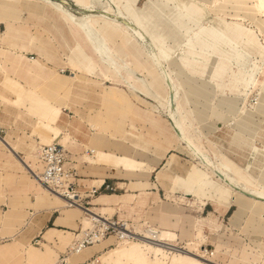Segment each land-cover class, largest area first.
Instances as JSON below:
<instances>
[{"label":"rangeland","instance_id":"374dc122","mask_svg":"<svg viewBox=\"0 0 264 264\" xmlns=\"http://www.w3.org/2000/svg\"><path fill=\"white\" fill-rule=\"evenodd\" d=\"M26 1L41 3L28 7L40 10L39 14L44 17L45 21L37 20L39 29L45 27L46 35L56 39L60 34L70 39L68 46L59 47V58L65 69L58 68L61 65H51L48 59L45 62L35 55L28 56L39 60L48 69L45 75L50 74L52 79L59 81L63 75L70 77L73 81L71 92H54L52 83L46 79V85L33 93L45 96L47 110H54L51 115L57 114V109H63L59 124L70 128L73 135L86 138L87 134H93L91 143L83 144L77 152L78 160L72 161L77 169V179L82 178L80 164L92 163L93 158H98L94 163L114 167L116 173L112 177L124 180L122 185L114 183L117 178L106 180L116 187V192L102 191L95 196H112L118 206L114 209L108 205L107 210L97 214L127 223L130 229L140 232L136 240L128 243H121L113 235L105 238L95 246L100 247L107 241L106 247L90 259H98V264H264V202L254 203L253 198L239 194L233 197L229 190H224L227 185L219 176L201 165L199 159L185 148L166 116L167 89L153 65L149 47L124 30L122 25L117 24L116 28L109 21L93 19L108 39V47L135 71L131 78L127 69L117 71L97 58L80 32L69 34L67 17L48 4L36 0H0V21L13 20L18 15L21 21L17 22L22 29L25 24L22 5ZM67 1L71 13L82 19L87 6L83 3L85 0ZM106 1L95 0L90 5L96 7L94 13L104 10L105 5L117 8L130 17L152 42V50L159 55L164 69L174 80L181 103L180 114L186 118L190 135L201 151L232 178L238 174L248 178L257 188L264 189V175L259 179L264 169V0ZM46 5L57 13L48 10ZM59 16L68 28L62 26ZM13 21L0 34V42L20 49L15 46L17 40L12 39L14 37L9 39ZM38 28L32 27V33ZM13 36H22L21 30ZM71 45L77 48V52H73V47L70 50ZM56 46H59L57 40ZM22 56L18 66L23 62ZM4 60L0 54L2 68H5ZM74 62L81 69H71ZM20 69L22 74L29 73L32 77L39 68L21 66ZM3 78L10 79L6 73ZM35 81L38 80L30 79L29 84ZM1 91L6 92L5 95ZM17 93L20 91L6 89V86L0 90V97L8 102L0 99L6 113L15 114L9 110H16V116L0 118V125L5 127L1 134L9 131L16 138L32 134L36 122V117L29 116L35 109L33 102H20ZM14 97L12 102L10 98ZM6 104L10 108L5 107ZM40 127L45 128L44 124ZM33 134L39 142V135ZM56 141L58 138L53 140ZM49 143L51 141L38 146ZM222 156L227 160L224 161ZM165 166L172 178L165 186H160L157 173ZM36 184L42 191L39 200L54 199ZM151 187L157 192L155 198ZM83 190L81 187L78 204L93 208L91 204H85L89 199H83ZM63 205L66 204L61 202L60 206ZM122 206H126L124 218L115 214ZM230 207L228 214L221 215ZM65 208L78 215L84 229L90 227L84 219L88 215L81 208ZM230 217L231 223L235 224L232 228ZM83 228L77 232L80 234ZM148 228H158L162 233L163 239L147 237L146 240L158 248L141 242H145ZM35 241L31 239V244L39 247L40 239ZM3 242L7 243L6 240ZM12 243L0 244V264H18L28 254L24 252V255L23 248H20L9 258L13 250L17 251L15 241ZM167 244L174 247L170 249ZM93 246L87 245V248ZM185 250L196 254L197 261L185 256L189 254ZM93 251L94 248L90 253ZM56 260L57 256L45 264ZM88 261L86 258L79 263L87 264ZM26 264L36 262L27 260Z\"/></svg>","mask_w":264,"mask_h":264},{"label":"crops","instance_id":"0c3cea01","mask_svg":"<svg viewBox=\"0 0 264 264\" xmlns=\"http://www.w3.org/2000/svg\"><path fill=\"white\" fill-rule=\"evenodd\" d=\"M87 2L88 1L85 0L83 3L87 6L90 5V3ZM35 3L36 2L34 1L23 2L22 6L25 12L23 15V20L25 21V24L23 25L24 27L22 29L19 28V23L17 22L21 21V18L19 19L18 15L17 17L13 18L14 21L12 23V29L9 32V39L14 37L12 39L17 40V44H15V46H18V48L21 50H6L7 57H5L4 60L5 68L0 67V90L2 86H6V89L12 88L13 90L20 91V93H17L19 98H21L19 101H29V103L33 102L35 109L32 110V112L29 111V116L36 117L32 134H27L22 137L18 136L16 138L13 134L9 133V131L6 132L5 135H2L1 133L4 132L5 127L0 125V244H13L12 242L15 241L14 249H17L19 246V248L24 247L23 245L21 246L20 241L29 242V249L25 251L26 248L24 247L21 250L24 255L26 252L28 253H26L27 257L25 256V258H22V261L20 259L18 264H26L27 260L35 261L36 264H45L56 256L58 258L63 253L62 249L66 245L72 244L75 238L79 236V234L77 235L76 232L80 228H83L82 223H80L81 221L78 220V215H75L72 209H63L64 206L58 205L54 199H38V197L42 194V191L32 180L33 173H40L43 170L42 164L34 157V152L36 148L39 147L38 144H42V142L47 143L48 141L53 142L55 138H58V141L56 142L65 148L68 158L71 161H75L78 160L76 157L77 152L81 150L83 144L91 143L90 139L93 135L87 134L86 138H84V135L83 137L81 135H77V137L73 135L70 128L63 127L59 124V119L63 114V109H57V114L51 115V112L54 110H47V100L45 96L40 93H38V95L33 93L37 91V88L46 85L45 72L42 74V76L35 75L31 77L29 73L22 74L20 71L21 66L27 68H41L39 65L34 64L30 60L31 58L28 56L30 54L37 56L42 61L48 59L51 65L55 64L57 67L61 65L58 68L65 69L64 63H62L59 58V47H62V45L68 46L70 39L65 38L63 34H60L59 38L56 39L54 36L46 35L47 30H45V27L42 28L41 26V29L38 28L39 23L37 24V20L41 19L40 21H43L44 17L39 14L40 10L28 9L30 5ZM46 8L51 12L57 13L47 5ZM60 22H62V26L67 27L62 18L60 19ZM32 27L38 28L35 33H32ZM4 30L5 24L3 20L0 21V34L3 33ZM20 30L22 36H13V33H16ZM68 31L70 34L71 31L69 28ZM56 40L59 46H56ZM3 45L5 46L6 44L0 42V47ZM72 47L73 52H77V48H75L74 45L70 46V50ZM0 52H2L1 49ZM20 55H24L29 60L26 59L27 61L25 60L23 62L21 60L22 63H20L21 65L19 64L18 66ZM34 58L35 57H33V59ZM76 67L81 69V66L77 64V62L72 63L71 69ZM5 73L10 79L3 78ZM30 79L38 81H35L30 85ZM1 92L3 94L6 93L3 91ZM0 99L3 102H7L1 97ZM14 99L15 97L10 98L12 102L15 101ZM5 107L10 108V105ZM9 111L15 112V114L6 113V108H4V105L0 103V118L16 116V110L10 109ZM40 124H44L45 128L40 127ZM75 130L80 133L78 129ZM33 133L39 135V142L36 141V137L34 138ZM83 140L87 141V143H84ZM86 150H88V148ZM96 159L98 158H93L94 161H92V163L89 161L88 163L84 162L80 164L82 178L77 179V182L79 185L83 186L84 189L99 187L106 180H115L117 178V182L113 181L116 185H120V183L124 181H122L121 177H112L113 174L116 173V169L114 167L106 163H94ZM114 170L115 172H113ZM263 175L264 172L261 173L259 179L263 177ZM100 180H102L101 183H99ZM122 184L123 183H121V185ZM150 190L155 198V194H157V192L154 191V187H151ZM32 197L34 198L33 200H31ZM114 200L116 199H114L112 196L100 194L99 196H94L92 199H90L89 204H91V206L97 212L103 213V211L108 209V205L114 206V209L116 206H118V202ZM232 207H230L225 213L221 215L224 216L228 214ZM125 212L126 206H122L117 209L115 214H118L120 217L123 216L122 218H124ZM234 212L235 211H233L232 214ZM231 217L230 224L232 228L235 226V224L231 223ZM49 223H52V226H50ZM76 226L78 227L76 228ZM70 232L74 234H71ZM63 233L68 234L64 235ZM38 238L40 239V248L31 244V239L35 241V239ZM4 240H6L7 243H4ZM106 242L107 241L102 243L100 247L95 246H99L100 242L95 244L92 247L95 249L93 253L91 252L92 254L90 253L92 248H89L84 251L85 253L83 252L84 254L81 253V255H77L71 261L75 263L84 261L86 258L90 259L93 254L100 252L106 247ZM56 245L58 246V249L56 248ZM78 256L80 257L77 260Z\"/></svg>","mask_w":264,"mask_h":264},{"label":"bare ground","instance_id":"6f19581e","mask_svg":"<svg viewBox=\"0 0 264 264\" xmlns=\"http://www.w3.org/2000/svg\"><path fill=\"white\" fill-rule=\"evenodd\" d=\"M36 1H40L43 2L45 4H48L49 6H51L53 9H55L57 12L65 15L67 17L68 20V25L69 28L71 30V32L74 33V35L78 32H80V34L82 35V37L84 38L85 42L90 46L91 50L93 51V53L97 56V58H99L101 61H103V63L105 65H109L112 68H116L117 71L118 69L124 68L127 69V71H129V75L134 76L135 75V71L132 70L126 63H124L123 61H121L115 54L114 51H112L109 47H108V39L106 38V36L99 30V28L97 27L96 24V20H93L95 18H101L102 20H106L109 21L113 26H115L117 28L118 25H122L124 30H127L128 32H130L131 35H133L135 38L141 40V42L145 43L147 47H149V53L150 56L152 58V62L153 65L155 66L156 70H158V74H160V76L162 77L163 80V84L166 86L167 89V99H166V104H165V108H166V116L171 124V127L173 128V130L175 131L177 137L183 142L185 143V148L189 150V152H191V154H193L196 158L199 159V163L205 167H207L213 174L219 176V178L227 185V188H224L229 190L232 194L233 197L234 195H242V196H248L250 198L254 199V203L256 201H262L264 202V189L261 188H257L256 186L252 185L247 179L248 178H244L243 176H239L238 174H235V178L231 177V174L229 173H224L220 168L219 165L215 166L214 163L211 161V159L209 158V156H207L206 154H204L201 149L196 145V143L194 142V140L192 139L191 135H190V126L186 121V118L180 114V106L181 103L178 100V93H177V89L174 83L173 78L166 72V70L164 69L160 59H159V55L157 56V54L154 52V50H152V42H149L147 40L146 34L144 33V31L137 26V24L128 16H126L121 10L117 9V8H112L110 5H105L104 10L100 11L99 13H94V10L96 9V7L93 8L92 5L95 0H87L90 5L86 6L85 12H83L82 15V19H78L73 13H71V11L69 10V7L66 6V4L68 3L67 0H61V1H57V0H36ZM110 1V0H107ZM106 1V2H107ZM87 2V3H88ZM99 2V1H98ZM151 5H153L154 7H156L153 3H151L150 1H148ZM109 3V2H108ZM110 4V3H109ZM244 4V3H243ZM115 5V4H114ZM81 6V5H80ZM79 6V7H80ZM235 6V5H234ZM114 7V6H113ZM116 7V6H115ZM82 8V7H81ZM119 8V7H118ZM240 13V12H239ZM14 17V16H13ZM13 20L10 19H4V24L5 27L10 26V23ZM118 24V25H117ZM119 29V28H118ZM120 31L123 32L122 29H119ZM218 31V30H217ZM188 32V31H187ZM215 32V31H214ZM225 36V35H224ZM79 38V36H78ZM130 38V37H129ZM189 39V38H188ZM138 40V41H139ZM203 41V40H202ZM201 41V42H202ZM214 41V40H213ZM141 43V44H143ZM144 45V44H143ZM204 45V44H201ZM215 45V44H214ZM204 47V46H203ZM1 51V57L2 59H5V57H7V53L6 50H13L14 48L12 47H7V46H1L0 47ZM148 50V49H147ZM219 50V49H218ZM132 51V50H131ZM149 57V56H148ZM161 58V57H160ZM23 61H25L27 58L23 55L22 56ZM29 60V59H27ZM33 61V63L39 65L41 68L38 69V72L36 73V75H40L41 73L43 74L46 70H48L44 65L39 63V60H36L35 58L33 59V57L30 59ZM119 73V72H118ZM125 73V72H124ZM137 75V74H136ZM49 76V77H48ZM48 77V78H47ZM46 79L52 83V90L54 92H56L57 90H61L62 92H66L67 94H69V92H71L72 89V84L73 81L70 77L63 75L61 76V79L59 81H56L54 79H52V77H50V74H46L45 75V81ZM123 79V78H122ZM121 81V80H120ZM123 81V80H122ZM126 83V82H125ZM127 85V84H126ZM129 85V84H128ZM135 87V86H134ZM148 87V86H147ZM62 94V93H61ZM93 129V128H92ZM196 135V134H195ZM194 135V136H195ZM260 137V136H259ZM197 139V138H196ZM198 140V139H197ZM196 140V141H197ZM54 142H51L49 144L46 145H51ZM58 143V142H56ZM182 143V144H183ZM59 144V143H58ZM46 145H40L39 147L36 148L35 152H34V157L42 164L43 166V170L40 173H33L32 179L38 183L41 188L47 192L48 194L54 196V201H56L58 203V205H60L61 202L65 203L66 205L63 206H70V207H75L76 209L81 211L88 215L87 218L85 217L84 219H86L89 224L90 227L88 229H84L79 236H77L75 238V240L73 241L72 244H70L69 247H67V249L63 252L66 254V259L68 261L69 264H79V262H75L73 263L71 260L76 257L77 255H81V253H83L84 251H86L87 249V245L82 244L83 242V237L85 235V232L89 229H93L94 227V223L95 221L103 228V226H107L109 224H114L117 225L122 231H127V232H131V233H135L136 236H140L139 235V231H134L132 229H130V227L128 226L127 223H123L120 221H114L112 218H106V217H101L100 215L97 214V211L94 208H85L82 205L78 204V198L74 197L73 200H69L66 196H65V191L63 188H57V189H52L54 188V184H50V186L52 188L46 187L44 186L41 181L37 178L40 177L42 178V174L44 172V165L41 161L40 158V151L42 150L43 146ZM61 145V144H59ZM184 145V144H183ZM62 146V145H61ZM199 146L201 147V145L199 144ZM63 147V146H62ZM64 148V147H63ZM213 150V149H212ZM64 151L66 152L65 148ZM223 160L226 161L227 159L222 156ZM217 163V162H216ZM222 163V162H221ZM171 164V163H169ZM23 167V166H22ZM23 169V168H22ZM231 171V170H230ZM31 172V171H30ZM262 172H264V169L262 170ZM231 173V172H230ZM188 174V173H187ZM208 174V173H207ZM232 175H234L232 173ZM206 176V175H205ZM195 177V176H194ZM172 178V175L167 171L166 166L164 169L160 170L157 173V183L160 186H165L166 183L168 181H170L169 179ZM178 178V177H177ZM203 178V177H202ZM207 178V176H206ZM180 179V178H179ZM205 179V178H204ZM217 180V178H216ZM201 182V181H200ZM220 184V183H219ZM210 185V184H209ZM225 186V185H224ZM226 187V186H225ZM211 188V187H210ZM211 190V189H210ZM214 190V189H213ZM217 191V190H216ZM220 191V190H219ZM80 192V191H79ZM222 192V191H221ZM80 194V193H79ZM195 194V192H194ZM221 195V194H220ZM94 197V196H92ZM91 197V199H92ZM195 197V195H194ZM198 197V194H197ZM229 197V196H228ZM114 198V197H113ZM210 199V198H209ZM223 199V198H222ZM228 199V198H227ZM212 200V199H211ZM215 200V199H213ZM221 200V199H220ZM230 200V198H229ZM228 201V200H227ZM230 205V204H229ZM90 206V204H89ZM95 211V212H94ZM37 215V214H36ZM31 219V218H30ZM32 221V220H31ZM30 221V223H31ZM123 223V224H122ZM128 226V227H127ZM160 231L158 230V228H148L145 230V235L146 238L145 242L141 241L142 243H147L150 245H153L155 247L158 248V246L151 244L149 242H147L146 240H148L147 237L149 238H157L159 237V239H163L161 236V233H159ZM111 236V235H110ZM118 241H120L121 243H128L130 241H134L137 239V237L135 239H120L119 237L113 235ZM109 236H106L105 238H107ZM14 238V237H12ZM105 238H101L95 242L90 243L89 245H95L101 241H103ZM9 239V238H8ZM77 243V245H76ZM21 246L23 245L26 249H29V242H23L20 241ZM132 245V244H130ZM166 245V244H165ZM171 247H174L173 245H168ZM20 247V246H19ZM22 247V248H24ZM176 247V246H175ZM40 248V247H39ZM167 248V247H166ZM20 248H17L16 250H13L12 254L9 256L12 257L14 256ZM70 249H73L69 252ZM175 249V248H174ZM184 251V250H183ZM182 251V252H183ZM185 252L189 253L185 256L190 257L194 260H196V254L191 253V251H186ZM62 253V254H63ZM85 253V252H84ZM83 253V254H84ZM82 254V255H83ZM185 254V253H184ZM192 254V255H191ZM80 256L77 257V260L79 259ZM198 257V256H197ZM199 258V257H198ZM91 259H89L90 261ZM89 261L87 262V264H89ZM96 261H98V259H96ZM197 261V260H196ZM202 261V260H201ZM99 262V261H98ZM200 262V261H199ZM54 263V262H53ZM52 263V264H53Z\"/></svg>","mask_w":264,"mask_h":264},{"label":"built area","instance_id":"2783aa9c","mask_svg":"<svg viewBox=\"0 0 264 264\" xmlns=\"http://www.w3.org/2000/svg\"><path fill=\"white\" fill-rule=\"evenodd\" d=\"M40 158L44 165V172L42 178L37 177L41 183L49 188H52L50 184H54V188H63L65 191V196L69 200H73L74 197L79 198V191H81V185L77 182V169L74 167V164L69 160L67 152L64 151V148L58 143L54 142L51 145L43 146L40 151ZM116 187H113L111 184L104 181L99 187L86 188L83 190L84 197L83 199H89L92 196L101 193L102 191L106 193H115ZM82 199V202H83ZM89 200L85 201V204L89 205ZM83 205V203H81ZM83 207L86 208L85 205ZM93 229H89L85 232L83 239V246L89 245L92 242H95L106 236L115 235L120 239H135L137 236L135 233L130 231H122L118 229L119 227L114 224H109L103 226V228L95 221ZM123 224V223H122ZM78 233V232H77ZM81 233V232H80ZM79 234V233H78ZM77 234V235H78ZM35 243H37L35 241ZM77 245V243H76ZM73 250L70 249L69 252ZM53 264H69L66 259V254H61ZM89 264H98L96 258L91 259Z\"/></svg>","mask_w":264,"mask_h":264}]
</instances>
